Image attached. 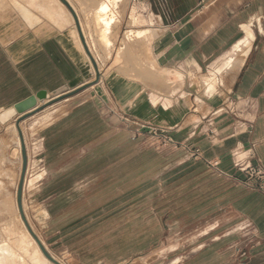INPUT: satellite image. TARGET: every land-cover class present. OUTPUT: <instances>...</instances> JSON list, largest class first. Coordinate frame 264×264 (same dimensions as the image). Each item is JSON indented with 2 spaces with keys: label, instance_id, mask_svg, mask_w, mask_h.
Masks as SVG:
<instances>
[{
  "label": "crops",
  "instance_id": "crops-1",
  "mask_svg": "<svg viewBox=\"0 0 264 264\" xmlns=\"http://www.w3.org/2000/svg\"><path fill=\"white\" fill-rule=\"evenodd\" d=\"M67 1L102 78L22 126L29 130L26 180L54 181L43 188L48 221L62 225L63 213L74 206L77 262L127 260L126 194L114 203L98 202L121 190L128 174L135 179L148 169L152 183L172 182L193 200L185 211L199 206L206 217L228 214L225 227H254L264 236V193L249 189L235 166L241 160L264 169V0ZM246 39L244 52L233 55ZM231 56L240 66L223 70ZM87 60L74 17L60 0H0V114L38 93L52 99L91 83L96 73L93 68L86 78ZM213 74L216 86L208 78ZM222 102L226 106L218 109ZM127 122L153 140L152 131L167 130L175 142L200 149L204 159L181 148L160 152L153 144L143 154ZM1 127L13 138L10 126ZM129 147L136 149L134 160ZM207 161L218 162L217 169ZM20 165L21 174L23 160ZM65 181L74 182L72 202L66 201L71 193ZM92 213L102 215L92 222ZM157 218L151 219L159 223ZM85 228L111 229V239L107 233L101 241L82 237L78 230ZM133 237L142 242L144 233Z\"/></svg>",
  "mask_w": 264,
  "mask_h": 264
},
{
  "label": "rangeland",
  "instance_id": "rangeland-1",
  "mask_svg": "<svg viewBox=\"0 0 264 264\" xmlns=\"http://www.w3.org/2000/svg\"><path fill=\"white\" fill-rule=\"evenodd\" d=\"M239 46L235 47L233 55L242 53L237 49ZM231 60L232 62L236 60L232 67L229 66ZM238 62L239 59H235L234 56L227 58L223 70L236 68ZM87 63L89 73L86 69L85 76L89 79L92 78L94 70L89 60H87ZM221 71L217 69V72ZM208 78H212L213 84L216 86L215 75L213 74ZM213 92V88L210 90L209 87L208 93ZM224 104L225 102H222L218 109H223L226 106ZM48 112L47 109L36 118L45 116L49 114ZM6 126H10L9 129L11 128L13 138L7 139L8 135H5L7 133L0 124V135L5 136L4 140H0V196L2 193H7L11 204H9V209L7 208L4 211L0 207V264H52L42 257L44 256L43 253L28 232L20 216L16 199L22 174H20V160H22L20 138L15 121L8 123ZM21 131L26 146L29 130L25 131L22 123ZM134 143L135 145H142L143 154L149 152L153 145L157 150L165 153L179 149L166 146L164 143H158L146 134L135 139ZM127 152L128 158L134 160L131 156L135 155L136 149L129 147ZM16 161L18 164H16ZM129 168L128 165V170ZM129 175L121 190L111 194L110 198L98 202V205L114 203L118 195L126 194L128 209L124 216L128 221L126 229L127 260L123 264H264V236L259 230L254 227H241L238 229L225 227L224 224L227 220L229 221L228 214L216 217L214 214L209 213L207 218L205 214L199 212V206H196L197 211L195 212L185 211L193 200L183 198L179 194L181 191L175 190L172 182L160 181L157 183L158 185L156 182L152 183L150 169L144 171L142 177L133 179L132 174ZM62 183L64 188H67L65 192L71 193L66 201L72 202L74 200V182L65 181ZM41 184L43 186L40 187ZM52 184H54V181L39 182L33 176L25 180L23 191V194L25 192V197L23 196L25 215L33 232L56 260L61 264H81L79 261L77 262L74 256V206L63 213L62 218L65 221L62 225L54 226L47 219L45 213L46 199L42 197L44 194L43 188H48ZM47 185L48 187H46ZM121 198L123 197L121 196ZM1 199L2 197H0V203L3 201ZM197 203L196 201L195 204ZM99 215L102 214L92 213L88 220L96 222ZM112 217L111 214L108 219L113 220ZM151 218H157L159 223ZM9 220H16L15 224L11 226ZM136 222L142 224L141 230L134 228ZM151 222H155V225ZM221 224H223V227L213 229ZM140 231L144 233L142 242L133 237L135 232ZM78 232H82V237L96 235L101 241L105 235L104 233H107V237L109 236L111 229H100L98 232L85 228L84 230L79 229ZM23 236L27 237L25 238L26 242L23 240ZM218 236L221 239L215 241V237ZM108 239L110 240L111 237H108ZM84 247L86 246L84 245ZM13 254L15 255L14 260L10 258Z\"/></svg>",
  "mask_w": 264,
  "mask_h": 264
},
{
  "label": "water",
  "instance_id": "water-1",
  "mask_svg": "<svg viewBox=\"0 0 264 264\" xmlns=\"http://www.w3.org/2000/svg\"><path fill=\"white\" fill-rule=\"evenodd\" d=\"M60 1L70 10V12L72 13V15L74 17L76 26H77L78 31L80 33V39H81L82 44L84 46L85 52L88 55V57L90 58L92 66L95 70L96 79L94 80V82H91V83L75 90L74 92H71L69 94H65V95H62V96H59L56 98H52V99H48V95L45 92L38 93L36 96H33V97L29 98L28 100L21 102V103L17 104L16 106H14L13 108H10V109H8L5 112L0 114V124L2 126H6L8 123L15 121V125L17 128L19 138H20V143H21V153H22L23 166H22L21 180H20L19 188L17 190V197H16L17 206L19 209L20 216H21L22 221L24 222L28 232L31 234V236L34 238V240L38 244L43 255L53 264H61V263L58 260H56L46 250V248L44 247L42 242L39 240V238L33 232L32 228H31V226L27 220V217L25 215V210H24V205H23V191H24V184H25V180H26V173L28 170V156H27V150H26V146H25V140L23 137V133L21 131V123L24 122L26 119L34 116L35 114L47 109L48 107L53 106V105L65 100V99L81 92L82 90H85V89L99 83L101 78H102L100 69L98 67V62L96 61V59L92 55V52H91V50L87 44L86 38L82 32L80 21H79V18H78L76 11L73 9L71 4L67 0H60ZM39 102L45 103V104H40Z\"/></svg>",
  "mask_w": 264,
  "mask_h": 264
},
{
  "label": "built area",
  "instance_id": "built-area-1",
  "mask_svg": "<svg viewBox=\"0 0 264 264\" xmlns=\"http://www.w3.org/2000/svg\"><path fill=\"white\" fill-rule=\"evenodd\" d=\"M228 112L230 114L235 113V107L228 108ZM128 130L131 131L133 139H137L140 136H143L147 132L144 131V129L137 128V129H131V125L129 122H127ZM167 130H162V131H152V137L158 142V143H164L166 146L169 147H175V148H183L186 151L192 153L194 158L197 159H204L203 153L201 152L200 149L198 148H192L188 146V144H179L174 141L172 137H170L167 134ZM151 134V133H150ZM207 164L214 168L217 169L219 163L218 162H209L207 161ZM235 166L239 169L241 173L245 176V181L244 184L252 190L259 191L264 193V169L261 167H257L252 165L251 163H246L244 161H237L235 163ZM223 173V172H220Z\"/></svg>",
  "mask_w": 264,
  "mask_h": 264
},
{
  "label": "bare ground",
  "instance_id": "bare-ground-1",
  "mask_svg": "<svg viewBox=\"0 0 264 264\" xmlns=\"http://www.w3.org/2000/svg\"><path fill=\"white\" fill-rule=\"evenodd\" d=\"M249 43V39H246L245 41H243L242 43H240L241 44V46H239V51L240 52H244V49H245V47H246V45ZM237 47V46H236ZM235 62H236V60L235 61H233L232 62V60H231V63L229 64V66L230 67H232V65H234L235 64ZM240 64H241V60H239V62H238V64H237V66H236V68L238 67V66H240ZM2 186H3V184H2ZM4 187V186H3ZM2 192H3V188H2ZM7 192V191H6ZM1 193V192H0ZM0 197H2V199H3V201H1V203H0V207H1V209H2V211H4V210H6L7 208L9 209V204H11V203H9V199H10V197L8 196V194L7 193H2V195L0 196ZM1 199V200H2ZM11 201V200H10ZM6 221V220H5ZM16 221V220H15ZM15 221L13 220H9V224L11 225V226H13L14 224H15ZM30 236V235H29ZM24 238H23V240H25V242H26V239L25 238H27V237H25V236H23ZM31 237V236H30ZM43 255V254H42ZM41 255V256H42ZM44 259H47L46 257H44V256H42ZM10 258L11 259H15V255L13 254L12 256H10ZM47 261L48 262H50L48 259H47ZM50 263H52V262H50ZM53 264V263H52Z\"/></svg>",
  "mask_w": 264,
  "mask_h": 264
}]
</instances>
